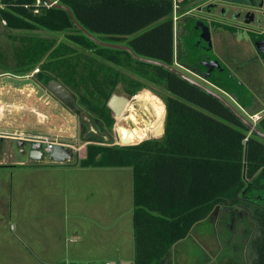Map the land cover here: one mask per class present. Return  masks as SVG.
Wrapping results in <instances>:
<instances>
[{"label": "trees", "instance_id": "obj_1", "mask_svg": "<svg viewBox=\"0 0 264 264\" xmlns=\"http://www.w3.org/2000/svg\"><path fill=\"white\" fill-rule=\"evenodd\" d=\"M58 2L69 6L76 20L100 40L120 42L138 55L175 64L173 0ZM0 3V20L6 26L23 30L45 26L66 31L71 41L93 45L95 53L110 62H121L123 55L138 78L161 84L167 90L161 138L126 145L89 143L86 156L78 162L82 167L132 168L134 264H164L173 244L187 237L196 223L218 209L236 207L245 208L256 222L247 264H264V139L216 97L176 73L139 61L126 50L95 43L74 25L66 9L47 6L44 0ZM24 44L17 54L24 63L21 74L40 68L42 73L36 77L43 85L57 79L71 92H82L80 83H86V75L79 74L70 45L55 47L42 38H31ZM118 79L119 73L115 72L106 77V83L114 86ZM125 82L135 89L143 85L134 78ZM93 85L90 94L103 93L101 84L95 81ZM119 103L122 101L113 106L121 112ZM160 124L153 133L162 131ZM256 125L264 132V113ZM223 264L244 262L229 259Z\"/></svg>", "mask_w": 264, "mask_h": 264}, {"label": "rangeland", "instance_id": "obj_2", "mask_svg": "<svg viewBox=\"0 0 264 264\" xmlns=\"http://www.w3.org/2000/svg\"><path fill=\"white\" fill-rule=\"evenodd\" d=\"M31 38H42L48 43L53 42L55 47L59 45H70L74 51L73 61L80 71L79 74L81 75V73H84V75H86V83L84 80L80 83L82 92L72 89L74 101L71 105H68L56 97L45 85L40 83L36 77L37 73H42V70H39L40 68H35L28 74H22L27 76V78H23V84H28V87L34 88V90H31V96H28L30 90L23 92L22 101L24 102L26 100V96L31 98L35 97V93L37 96H43L44 98L49 97V95L52 96V102L47 104L41 102V105H43L46 110L52 105L53 119L48 123V125L51 126V135L47 136L51 140L67 145L74 152V158L71 161H67L68 164L58 165V163L52 164L47 161H40L47 162L48 165L39 164L40 166L38 167H40V169H49L50 167L60 169L63 167L65 169L64 171L78 175L79 173L82 175V173L87 172L91 176L96 175L95 182L91 179L95 187L96 185H103L102 188H104V185H106L108 188V185L117 183V192L119 193L117 196V203L118 209L121 212L118 218V252L105 253L101 250V247L98 246L95 250V254L89 258L73 263L63 262L60 264H105L106 262L109 264H119L120 258L123 259L122 264H134L135 256L133 257L131 252L132 245L133 254L135 255L133 214H129L132 206L126 208L127 201L130 199L125 195V193L129 195V191H131L132 168L128 166L85 168L78 166V162L81 158L86 156V146L89 143L126 145L137 144L145 139L161 138L164 133L166 118L164 96H166L168 92L161 84L151 83L147 80L138 78L134 71L124 62L123 55L120 56L121 62H110L106 58L97 55L95 53L97 48L93 45L78 44L71 41L66 31H55L45 26H40L32 30L13 29L6 26L5 21L2 20H0V73L5 71L18 74L22 73L21 67H23L24 63L18 58L17 54L23 48V45L25 46L24 43ZM202 43L205 46L208 44V40ZM176 49L177 45L175 46V50ZM173 66L180 69L176 64ZM180 70L210 87H213L192 71L189 72L182 68ZM90 72L93 77L90 76ZM115 72L119 73L118 83L114 86L106 83V77L109 74L114 75ZM18 78L20 77L8 75L4 76L3 80L17 81ZM127 78L139 80L140 84L143 83V85H140L141 87L139 89H135L134 87L131 88L125 82ZM95 81L96 84H101L104 94L98 92H94V95L90 94L94 86L93 82ZM215 89L237 107L228 95L217 88ZM118 100L122 101V103H119L121 112H118L113 106L115 102H119ZM149 103L153 105L157 111V123L153 124V131L159 130L160 123L162 131L156 133H152V131L142 136L141 132L147 125L151 124L156 117L155 111L148 106L150 105ZM115 106L118 108L117 103ZM94 108L96 110H94ZM237 109L241 111L240 107H237ZM241 112L249 117L248 113H245L243 110ZM250 119L252 118L250 117ZM156 125L157 127L154 130ZM45 126L44 123L34 118L32 119V123L25 129L32 133H46L47 130ZM121 127H125L128 130L125 128L121 129ZM129 132L134 135V137L123 140L122 136L128 135ZM10 145H12V148L15 149L17 154L19 151L18 142L13 140V143H10ZM8 146L9 144L6 140H4V142L0 140V156L4 158L5 162L14 160L12 157L2 156L9 150ZM26 149H28V145ZM22 167L23 166H21V168ZM0 169V171L5 174H17L19 171H23L19 166L16 168L4 167ZM97 176H102V178L98 179ZM103 177L106 178L104 179ZM112 190L115 191L113 187ZM71 191L73 190L71 189ZM108 191L109 190H105V193L107 194ZM75 192L76 191L70 193L71 203L75 201L78 202L81 199L86 206V202H92L93 198L91 196L84 199L81 197L74 198L77 193ZM244 209L243 207H236L235 210L223 209V211L220 210L221 212L216 211L213 215L196 223L187 237L173 244L172 247L174 250L171 254L172 263L186 264L185 261L188 257V264H199L206 261H210L209 264H223L224 261L229 259L238 260L239 262L247 264L248 259L246 255L249 253V240L252 238V233L256 230V227L254 228L256 222L251 220L252 218ZM84 217L88 219V215H84ZM87 227L89 231L85 230L86 233L83 235V238L79 237L78 240H80V243L84 240L88 241L89 246L87 252H90L96 244L95 239L97 238L94 235V231L90 229L92 223H87ZM131 239L132 242L130 241ZM101 241L104 242L103 239ZM203 251H205V254ZM19 264L50 263L21 262Z\"/></svg>", "mask_w": 264, "mask_h": 264}, {"label": "crops", "instance_id": "obj_3", "mask_svg": "<svg viewBox=\"0 0 264 264\" xmlns=\"http://www.w3.org/2000/svg\"><path fill=\"white\" fill-rule=\"evenodd\" d=\"M243 18L244 14L240 15L236 21L241 22ZM173 23L174 58L176 59L178 48L175 50V46H178V40L175 36V19ZM260 33L244 32L230 26L222 28L217 26L209 31L208 36L206 35L207 52L212 57L219 56L224 60L226 65L223 68L229 70L231 76L233 67H237V84L228 83V80L225 83L236 90L237 96L230 95L224 89L222 92H226L225 94L234 101L238 108H241V111H246L249 117L255 114L261 115L264 112V45L261 46L256 42L263 38ZM195 60L200 61L201 56H196ZM8 75L20 78L15 80L16 82L3 80L4 76ZM23 78L27 76L9 71L0 73V139L3 142L6 140L9 144V152L7 151L2 156L14 159L5 162L0 156V168L19 166L23 170L17 174H5L0 171V264L73 263L93 256L98 246L105 253H117L118 218L121 212L117 203L119 194L117 183L108 185V188L106 185L104 188H102L103 185L95 187L91 179L95 182L96 175L91 176L87 172L82 175L81 173L72 174L64 171L63 167L40 169L39 164L48 165L47 162L31 161L21 154V141L51 135V126L48 123L53 119L52 105L48 110L41 105V102L45 104L52 102V96L44 98L35 93V97L26 96V100L22 101L23 92L30 90L28 96H31V90H34L28 87V84H23ZM34 118L46 125V133H32L25 129ZM13 140L19 144L17 154L10 145ZM65 164L68 163H58V165ZM90 167L109 168L99 166L85 168ZM97 177L102 178V176ZM131 179V191L129 195L125 193L130 199L127 201L126 208L132 206L129 214H133V173ZM71 189L77 192L74 198L84 199L91 196L92 202H86V206L81 199L71 203L70 193L73 192ZM103 189L109 190L107 194ZM84 215H88V219ZM87 223H92L90 229L94 231L97 238L90 252H87L88 241L84 240L80 243L78 240L79 237L83 238L85 230L89 231ZM102 239L104 242L101 241ZM130 241L132 242V239ZM173 250L171 247L164 264H173L171 255ZM131 252L134 257L132 245ZM203 252L205 254V251ZM187 258L186 264L189 263ZM122 262L123 259L120 258L119 264ZM209 263L210 261H206L199 264Z\"/></svg>", "mask_w": 264, "mask_h": 264}, {"label": "flooded vegetation", "instance_id": "obj_4", "mask_svg": "<svg viewBox=\"0 0 264 264\" xmlns=\"http://www.w3.org/2000/svg\"><path fill=\"white\" fill-rule=\"evenodd\" d=\"M257 2H259V0H257ZM173 8L174 10L171 15L172 18H175V36L178 40V53L176 52V59L174 58L175 64L180 69L182 68L186 71H192L195 74L198 73L202 75L206 78V81L204 80L205 82L214 86L221 92L223 89H227L228 92L230 90V95L237 96L236 90L225 84L227 82L237 84V67H233L232 69L233 80L227 81L220 76V74L226 75L225 71L220 68L226 65V62L219 56L212 57V55L207 52L206 47L202 43L208 40L206 38L207 34L202 28L205 27L204 23L206 22L210 30L217 26L220 28L230 26L244 32L259 33L261 30L253 25L258 15L257 5H247L245 3L221 4L218 0H173ZM242 14H244L243 20L237 22L236 19ZM256 42L263 46L264 38ZM198 55L201 56L200 61L195 60V57ZM222 86L225 88H222ZM34 141L35 140H26L20 142L22 144L21 154L31 161H36L30 157ZM27 145L28 149H26ZM217 211L221 212L220 209Z\"/></svg>", "mask_w": 264, "mask_h": 264}, {"label": "water", "instance_id": "obj_5", "mask_svg": "<svg viewBox=\"0 0 264 264\" xmlns=\"http://www.w3.org/2000/svg\"><path fill=\"white\" fill-rule=\"evenodd\" d=\"M47 3L55 6V7H60L64 8L68 11L72 22L76 27H78L80 30H82L86 35H88L95 43L101 45V46H106V47H112V48H117V49H123L128 51L135 59L155 65L162 66L183 79L189 81L190 83L197 85L207 93H210L214 97H216L219 101H221L230 111H232L239 119L240 121L249 127L252 132L256 133L260 138L264 139V132H262L256 125V122L250 119V117H247L244 113H242L237 107L229 101L222 93L217 91L214 86L210 87L209 85L191 77L190 75L184 73L180 69L174 67L173 65L167 64L161 60L146 57V56H141L138 55L129 45L126 44H121V43H112V42H107V41H102L93 34H91L86 28H84L75 18L73 11L71 8L65 4L59 3L58 1H53V0H45ZM220 1L221 4L223 3H245L247 5H257L258 7V15L255 20V23L253 25L257 27L259 30H264V0H218ZM219 5V4H218ZM220 6V5H219ZM205 27L202 28L204 32H206L207 36L209 33V27L208 24L205 22ZM261 37L264 38V31H261L260 33ZM220 67V66H219ZM221 70H224L226 75L220 74V76L225 79V80H231L232 76L229 72V70H225L223 67H220ZM199 77H201L203 80L206 81V78H204L202 75L196 73ZM207 83V82H206ZM47 88L56 96L58 97L61 101L64 103L71 105L74 101V97L72 95L71 90L65 86L63 83H61L57 79H49L46 83ZM246 113V111H245ZM125 127H121L123 129ZM128 130L127 128H125ZM123 138V137H122ZM31 159L36 160V161H47L50 163H66L67 161H71L74 158V152L73 150L68 147L67 145H64L63 143L56 142L53 144L52 149L49 151L44 150V145L42 141H34L32 145V151L30 155Z\"/></svg>", "mask_w": 264, "mask_h": 264}, {"label": "built area", "instance_id": "obj_6", "mask_svg": "<svg viewBox=\"0 0 264 264\" xmlns=\"http://www.w3.org/2000/svg\"><path fill=\"white\" fill-rule=\"evenodd\" d=\"M39 3L40 2H38L37 5ZM44 4L47 5V6H50L51 5V4L47 3L45 0H44ZM0 6H3V5L0 3ZM173 10H174V8H173ZM35 11H37V10H35ZM173 19H175V18L173 17ZM250 117L252 118L253 121L256 122L260 118V115L255 114V115H252ZM34 140L35 141H42L43 142V145H44V150H46V151L51 150L53 144L57 142V141H54V140L49 139V137L48 136H45V135L36 137ZM106 264H109V263H106Z\"/></svg>", "mask_w": 264, "mask_h": 264}, {"label": "bare ground", "instance_id": "obj_7", "mask_svg": "<svg viewBox=\"0 0 264 264\" xmlns=\"http://www.w3.org/2000/svg\"><path fill=\"white\" fill-rule=\"evenodd\" d=\"M150 104V103H149ZM146 105V104H145ZM148 106H150V108L152 109V110H154L155 111V120L151 123V124H149V125H147V127L141 132V135L142 136H145L146 135V133H149V132H152L153 131V124L154 123H157V111H156V109H155V107H153V105H148ZM149 110V109H148ZM158 114H160V113H158ZM153 133V132H152ZM123 138V140H128L129 138H131V137H134V135H132L130 132H129V134L128 135H125V136H122Z\"/></svg>", "mask_w": 264, "mask_h": 264}]
</instances>
